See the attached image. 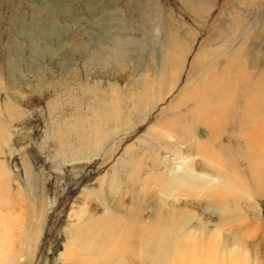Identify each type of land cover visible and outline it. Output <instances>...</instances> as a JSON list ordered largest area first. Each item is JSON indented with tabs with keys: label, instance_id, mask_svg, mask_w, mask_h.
Returning a JSON list of instances; mask_svg holds the SVG:
<instances>
[{
	"label": "rangeland",
	"instance_id": "1",
	"mask_svg": "<svg viewBox=\"0 0 264 264\" xmlns=\"http://www.w3.org/2000/svg\"><path fill=\"white\" fill-rule=\"evenodd\" d=\"M237 54L246 80L264 73V0H0L1 264H87L86 233L109 236L132 193L145 217L158 204L208 229L217 264H264L261 185L228 186L226 163L190 151L239 108L224 94L229 112L194 114L188 95Z\"/></svg>",
	"mask_w": 264,
	"mask_h": 264
},
{
	"label": "bare ground",
	"instance_id": "2",
	"mask_svg": "<svg viewBox=\"0 0 264 264\" xmlns=\"http://www.w3.org/2000/svg\"><path fill=\"white\" fill-rule=\"evenodd\" d=\"M238 56L239 54L230 56L226 67L218 73L216 69H218L219 64L213 60V64L205 69L208 76L205 80L203 79L204 81L199 79L195 91L188 95L190 99L194 93V98H197L196 101L193 100L195 103L197 102L193 110L194 114H207L220 108L229 112L231 107L234 108V102L240 109L229 113V120L224 124L228 128H219L218 126V128H209L210 133L207 140L210 143H205V147H198V149L195 146V148H190V151L213 157L219 165H222L221 167H225L224 164L226 163L227 166L224 168L226 170L222 178L224 177L228 186L239 184L244 187H249L252 184L255 186L261 185L258 188L259 191H255V193L264 196V73L257 76L254 82L251 78L246 80L245 74L248 70V64L242 61L243 59H238ZM245 80L246 85L252 84L247 86V88H250L249 90L245 87ZM224 94H226L224 96L226 101L231 100L234 102L228 105L223 102L222 96ZM211 121L213 120L211 119ZM217 121L220 123L221 120L218 118ZM250 124H254V126L244 128V126ZM184 131V129L175 131L178 139L182 140V138L189 137V133ZM227 132H233L231 136L238 143V146L234 145L236 149L232 151L228 148V146L234 147L229 135L224 136V133ZM214 146H217L218 149ZM181 150L178 152L176 148L175 153L179 155ZM226 156H229L230 159L238 158L240 166L235 165V162L232 163L231 160L228 163ZM224 157H226L225 160H223ZM253 163H258V167L257 165L254 166ZM243 165L245 167H242ZM246 167L247 173H245ZM255 190L257 189L255 188ZM132 198L134 200L133 208L124 211L120 218L118 217L115 220L113 218L110 221L109 236H102L100 235L101 231L95 230L86 233V236H88L87 244L83 241L80 244L83 243L86 252L91 254L86 256L87 258L83 260L84 263L90 264L93 259H104V264H112L110 260L115 258L120 264H124L123 260L129 259L126 257L127 255L132 259H137L138 264H164L166 262L169 264H217L216 261L218 262L222 258L218 256H221L226 250L224 249L225 244L219 246L217 237L206 241L205 238L209 231L205 227L199 228L197 226L190 229L189 223L183 220L184 213L179 215L177 212L167 210L158 204L152 209L150 215L145 217L143 210L146 199L145 194L132 193ZM114 213L120 214L117 211H114ZM32 221L29 220L30 223L25 224L31 231ZM27 237L15 246V253L19 256L21 253L24 254V252L29 251L28 248L31 244L33 245V238ZM73 240L75 248H78V233L77 237L75 233ZM75 248L65 249V255L76 259L78 253ZM87 260L89 261L87 262ZM2 262L0 257V264ZM232 263H238L237 257L232 259Z\"/></svg>",
	"mask_w": 264,
	"mask_h": 264
}]
</instances>
